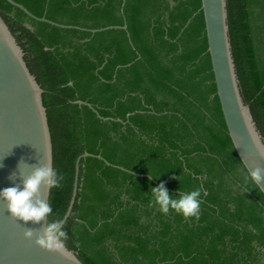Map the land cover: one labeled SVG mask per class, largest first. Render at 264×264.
I'll list each match as a JSON object with an SVG mask.
<instances>
[{
    "label": "trees",
    "instance_id": "1",
    "mask_svg": "<svg viewBox=\"0 0 264 264\" xmlns=\"http://www.w3.org/2000/svg\"><path fill=\"white\" fill-rule=\"evenodd\" d=\"M14 1L80 28L0 0L44 90L53 167L65 177L49 221L68 213L79 165L63 241L79 260L264 264V193L229 135L202 0ZM227 4L242 96L264 139V0ZM161 183L174 198L202 188L199 219L149 207Z\"/></svg>",
    "mask_w": 264,
    "mask_h": 264
},
{
    "label": "water",
    "instance_id": "2",
    "mask_svg": "<svg viewBox=\"0 0 264 264\" xmlns=\"http://www.w3.org/2000/svg\"><path fill=\"white\" fill-rule=\"evenodd\" d=\"M8 1L37 21L62 28L80 29L37 17L22 4L14 0ZM202 11L225 122L234 147L250 174L256 166L264 168V139L250 106L242 96L232 50L227 0H202ZM108 29L127 30V24L90 31L95 33ZM43 94L44 90L25 61L23 49L0 15V190L20 183L18 175L16 180L9 177L17 172V165L21 160L33 165L38 161L43 163L47 156L53 166V146ZM88 156L93 155H84ZM97 157L105 160L101 156ZM106 163L110 164L108 161ZM20 170L25 173L31 171L23 162ZM78 175L79 165L73 199L65 222L77 195ZM142 176L151 178L149 175ZM258 187L264 193V178ZM50 194L51 190L47 195L49 203ZM42 225L43 221L41 225H36L31 221L25 223L14 219L7 210V202L0 198V264H84L64 243L59 248L48 251L37 246L34 239H25L26 228L39 229Z\"/></svg>",
    "mask_w": 264,
    "mask_h": 264
},
{
    "label": "clouds",
    "instance_id": "3",
    "mask_svg": "<svg viewBox=\"0 0 264 264\" xmlns=\"http://www.w3.org/2000/svg\"><path fill=\"white\" fill-rule=\"evenodd\" d=\"M28 166L31 171H21V163ZM19 176L20 183L15 186L0 190V198L7 202V210L11 216L25 223L31 221L33 224L43 225L41 228H26L24 237L33 240L37 246L52 251L59 248L63 241L67 239V232L64 229L65 218H59L49 221L47 217L52 214V207L48 202V192L53 189H59L65 177L49 163L47 156L45 161L29 165L21 160L17 165V172L9 177L16 180ZM177 179L176 177H174ZM264 178V168L256 166L250 171V179L256 184ZM247 182V181H245ZM43 189V192H42ZM152 200L149 207H157V210L163 214H168L174 210L182 214L185 218L194 217L199 219L200 200L203 189L197 188L187 193H180L178 197L171 196L164 183L150 189Z\"/></svg>",
    "mask_w": 264,
    "mask_h": 264
}]
</instances>
